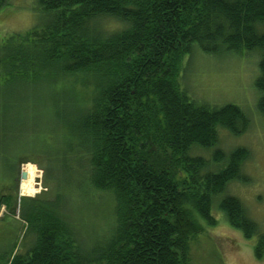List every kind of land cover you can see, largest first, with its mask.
<instances>
[{"label":"trees","instance_id":"obj_1","mask_svg":"<svg viewBox=\"0 0 264 264\" xmlns=\"http://www.w3.org/2000/svg\"><path fill=\"white\" fill-rule=\"evenodd\" d=\"M40 4L45 25L0 40V176L15 182L33 163L44 179L41 193L20 198L19 247L5 264H189V239L203 230L197 215L215 223L211 201L241 179L248 151L219 172L194 153L216 144L217 127L239 134L246 119L235 105L190 98L179 83L183 60L194 45L264 49V0ZM105 20L120 25L108 30ZM259 70L264 111V54ZM2 179L0 207H10L17 184ZM221 208L245 238L255 234L237 198ZM263 252L264 235L256 256Z\"/></svg>","mask_w":264,"mask_h":264},{"label":"rangeland","instance_id":"obj_2","mask_svg":"<svg viewBox=\"0 0 264 264\" xmlns=\"http://www.w3.org/2000/svg\"><path fill=\"white\" fill-rule=\"evenodd\" d=\"M49 19L40 0H7L0 8V40L41 27ZM119 25L115 20L104 21L108 30H115ZM259 25L260 32H264V24ZM263 54L264 49L235 51L226 47L207 53L194 45L191 54L183 60L179 83L190 98L199 104L215 107L235 105L246 119V128L239 134L222 126L217 127L216 144L207 149L196 147L194 153L208 160L212 171L219 172L227 167L236 150L248 151L241 166V179L230 180L211 201L210 214L215 223L211 224L203 216L197 215V222L203 230L189 239V264H264V252L261 258L256 256L257 242L264 235V111L259 109L261 93L256 87ZM237 125L242 127L243 121ZM216 151L224 154L222 160L216 161ZM26 165H33L39 173L40 189L31 197L44 190L43 171L33 163L22 164L18 168L15 182L9 175L3 179L0 176L1 186L11 188L13 183L17 184L19 196L11 201L10 207L7 204L0 207V264L6 263L14 247L15 252L19 247L16 227L19 229L21 221L20 198L27 196L21 194L20 188L23 180L21 172ZM228 196L237 198L248 218L255 223L256 232L250 239L230 224L226 212L221 208L222 200Z\"/></svg>","mask_w":264,"mask_h":264},{"label":"bare ground","instance_id":"obj_3","mask_svg":"<svg viewBox=\"0 0 264 264\" xmlns=\"http://www.w3.org/2000/svg\"><path fill=\"white\" fill-rule=\"evenodd\" d=\"M67 73H69V72H67ZM30 166H33V165H30ZM33 168H36V167H33ZM38 178H39V173L37 172V169L36 170L34 169V171H32L29 176H26V178L22 180V183H21V186H20L21 191H22L21 194L27 195V196H33V195H35L36 191L40 189V187H39L40 185L36 181ZM25 189H27V191Z\"/></svg>","mask_w":264,"mask_h":264},{"label":"water","instance_id":"obj_4","mask_svg":"<svg viewBox=\"0 0 264 264\" xmlns=\"http://www.w3.org/2000/svg\"><path fill=\"white\" fill-rule=\"evenodd\" d=\"M26 176H27V173H26L25 171H22V172H21V179H25ZM36 181H37L38 183H40L39 178H38Z\"/></svg>","mask_w":264,"mask_h":264}]
</instances>
